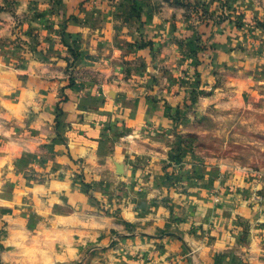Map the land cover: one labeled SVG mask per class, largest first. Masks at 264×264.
<instances>
[{
	"label": "crops",
	"instance_id": "0c3cea01",
	"mask_svg": "<svg viewBox=\"0 0 264 264\" xmlns=\"http://www.w3.org/2000/svg\"><path fill=\"white\" fill-rule=\"evenodd\" d=\"M165 4L169 15L153 27ZM187 5L0 0V168L13 169L25 154L33 171L35 152L49 158L45 168L61 175L52 182L57 199L84 209L69 212L74 224L56 232H83L81 244L93 246L88 264H264V157L229 155L237 122L264 141V96H251L257 86L245 81L257 50L231 19L218 12L197 24ZM161 28L175 45L165 55ZM257 37L264 54V32ZM237 149L264 153L259 144ZM190 197L202 222L189 231L221 225L198 252L182 240L177 246L178 218L166 215ZM100 206L110 213L93 212ZM9 218L0 264H51L43 248L18 242L22 231ZM61 247L60 262L78 264L69 260L77 246Z\"/></svg>",
	"mask_w": 264,
	"mask_h": 264
},
{
	"label": "rangeland",
	"instance_id": "374dc122",
	"mask_svg": "<svg viewBox=\"0 0 264 264\" xmlns=\"http://www.w3.org/2000/svg\"><path fill=\"white\" fill-rule=\"evenodd\" d=\"M33 1L34 3H38L40 0H32V2ZM190 1L191 0H177V2L184 7L186 6V2H188V17L193 20L194 23L199 24L202 22L203 25L210 24L209 20H216L217 17H214V15H217L219 12V18L222 20L229 18L231 19V22L236 23L237 26L243 30L245 39L248 41V47L251 50H257V53L251 58L252 61L249 64V68L251 69H249L250 72L248 76H245V81L252 82L257 86L251 90V96L255 98H261L264 96V92H260V90L264 91V63L261 62V58H264V54L263 52L258 51L261 45V40H259L257 34H255L262 28L264 19L256 12V10L260 12L256 5L257 3L264 5V0H214L216 2L215 7H211L208 0H194V3H189ZM245 7H248L249 10L253 8V13L249 15L247 13L249 10H246ZM242 81L243 87H246L245 81ZM255 89H257V91ZM239 92L241 93V91ZM241 95L245 96V91H243ZM236 124H241L243 127H234L235 131L238 132V135L233 138L235 141L233 142L232 140L229 144L240 149H244L245 146L249 144L264 145V141L261 140V138L249 136V133L253 132V130L244 127L245 125H248L247 121L242 120L241 123L237 122ZM227 130H229V128H227L226 131ZM229 140L231 139L228 138V141ZM213 148H218L216 141ZM237 148L229 155L238 160L242 158L243 161H247L252 158L256 161H262V155L264 157V153L262 152H239ZM209 155L217 156L218 154L211 153ZM0 156L3 157L4 155L0 154ZM17 159L18 160L15 161L13 169L9 168L10 165L9 167L7 166L3 168L2 166L0 168V251L6 247L3 242L6 240L9 233V217L11 216L13 220H16L19 230L22 231V233L18 235V242L21 245L35 243V245L43 248L47 252L46 256L50 257L51 264H62L60 260L65 259V257H59V255L66 250L61 247L65 242L74 247L77 246L76 242H80L79 247H77L79 254L84 252L85 249L91 253V247H93L92 244H85L86 242L81 244L86 238L83 232L61 234L56 232L59 225L65 226V224H74L73 218H68L70 216L69 212H74L79 209L84 211V209L80 207V204L74 206L75 204L73 201H59L57 199L59 198L58 195L60 192L56 190V186L52 185V182L61 178V175L58 174L57 169L54 170V168H51V170L48 171L45 168L49 158L41 156L40 153L35 152L33 155V171L30 169V162L27 161L25 154H22V156ZM8 160L9 155H7L5 160V162L9 164L10 162ZM77 163L78 162H76V164ZM77 176L79 177V181H82L85 185V188H81L83 193L89 194L86 187L91 186L85 181L83 172L81 174L79 173ZM48 188L49 192H44ZM9 194H12V197H10ZM9 197L13 200L17 199L18 201L16 203H11ZM99 204H101V202ZM104 204L105 203H103V205ZM93 212H103L104 214L110 213L109 209L102 206H100L99 210L94 209ZM98 224L108 225L109 223L98 218ZM110 225H112V222H110ZM98 235L99 242L106 238V236L102 237V235ZM24 250L26 251V249ZM74 252L75 250L71 251V253ZM79 254H71L69 260L72 259V262L82 264V261L76 258Z\"/></svg>",
	"mask_w": 264,
	"mask_h": 264
},
{
	"label": "clouds",
	"instance_id": "9594fccd",
	"mask_svg": "<svg viewBox=\"0 0 264 264\" xmlns=\"http://www.w3.org/2000/svg\"><path fill=\"white\" fill-rule=\"evenodd\" d=\"M256 7L259 8L260 13H261V17L264 18V5L257 3ZM164 9H165V11L160 13V16L157 18V20L153 21V25H152L153 27H155V25L159 19H162L164 16L169 15L168 11L166 10L167 4L164 5ZM158 31L160 32V35L156 37L157 45L158 46L161 44L167 45V47L164 49V52H162L161 55H165L168 52L169 48L175 50V45L170 44L168 41L169 33H168L167 29L161 28V29H158ZM261 32H264V30H258L255 34H261ZM261 62L264 63V58H261ZM118 158L122 159L123 157L118 156ZM190 201L196 202V198L195 197L188 198V200H185L183 202V206H180L178 203V205L175 207L174 212H167L166 215H172V216L178 218L176 220V223L173 225L174 229L177 231V234L180 238L176 242L177 246L178 247L183 246L180 244V241L182 240L191 246L192 252H198L202 248H204V245L210 243V236L211 235L219 233V231L221 229V225L219 223L216 225V229H215L214 233L207 231V229L210 228V226L207 224L205 225V229H201L198 231H189V229H193L196 225H198L202 222L201 216L198 213H193L191 211V208L189 206ZM181 219H183L185 221V223H180ZM108 223L110 224V221ZM103 226L104 225H101V227H103ZM118 230L123 231V228L118 229ZM148 230H152V229H148ZM76 243H77V247H79L80 242H76ZM105 243H106V241H105ZM213 247L220 248L222 246L214 245ZM204 251H207V249H204ZM189 254H191V253H189ZM201 254L203 255V253H201ZM89 257H90V253L87 251V249H85V251L80 253L79 256H77L76 258L81 260L82 264H88ZM179 259L182 260L183 258L180 257ZM93 264H97V262L93 261ZM166 264H167V262H166ZM172 264H177V262L174 260L172 262Z\"/></svg>",
	"mask_w": 264,
	"mask_h": 264
},
{
	"label": "trees",
	"instance_id": "16d2710c",
	"mask_svg": "<svg viewBox=\"0 0 264 264\" xmlns=\"http://www.w3.org/2000/svg\"><path fill=\"white\" fill-rule=\"evenodd\" d=\"M180 158H181V153H178V154L174 155L175 161L178 162L180 160Z\"/></svg>",
	"mask_w": 264,
	"mask_h": 264
}]
</instances>
